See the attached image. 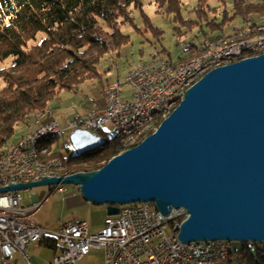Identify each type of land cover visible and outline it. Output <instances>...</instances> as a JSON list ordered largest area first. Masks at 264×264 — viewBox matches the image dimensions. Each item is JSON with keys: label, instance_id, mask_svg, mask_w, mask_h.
I'll return each instance as SVG.
<instances>
[{"label": "water", "instance_id": "95a60500", "mask_svg": "<svg viewBox=\"0 0 264 264\" xmlns=\"http://www.w3.org/2000/svg\"><path fill=\"white\" fill-rule=\"evenodd\" d=\"M70 141L76 153L104 143L79 129ZM59 184L108 216L150 202L163 216L178 210L184 244L264 243V53L209 70L153 133L101 168L11 181L0 194Z\"/></svg>", "mask_w": 264, "mask_h": 264}, {"label": "built area", "instance_id": "2783aa9c", "mask_svg": "<svg viewBox=\"0 0 264 264\" xmlns=\"http://www.w3.org/2000/svg\"><path fill=\"white\" fill-rule=\"evenodd\" d=\"M256 26L247 23L246 28L233 33L247 37L249 32H255ZM258 35L259 42L235 47L225 45L222 38L216 42L205 41L211 43V51H207V57L198 69L187 72H178V63L167 65V60L154 56L149 64L158 63L162 77L147 74V65L131 68L123 79L114 80L104 87V109L84 116L77 115L69 122L68 129L92 130L96 137L117 132L115 140L119 142L120 137L133 133L138 124L148 120L152 112L165 110L166 115L173 109L175 99L182 98V88H187L195 76L262 51L264 34ZM182 46L185 48V44ZM124 89L131 92V100L121 101ZM105 123H111L109 131L103 127ZM48 130L63 132L58 123L52 120L24 134L13 147H9V153L0 160V186L11 181L26 183L43 177L35 174L23 176V169L30 167L28 162H22V155H28L32 138ZM60 162L58 159L57 166H60ZM9 169H18L15 179L5 178V171ZM47 176L51 177V172ZM58 190L62 192L65 188L61 185ZM40 204L35 202L30 208H24L20 191L0 194V251L5 261L19 254L27 264H31L26 256L27 247L41 241L46 233V229L30 214ZM181 219L178 210H171L168 216H163L150 202L119 207L118 215L108 216L98 233H90L85 221H70L54 232L61 254L53 258L52 264H76L92 248L99 246L105 250L106 264H223L228 259L232 252V245L228 241L180 242L173 229Z\"/></svg>", "mask_w": 264, "mask_h": 264}, {"label": "trees", "instance_id": "16d2710c", "mask_svg": "<svg viewBox=\"0 0 264 264\" xmlns=\"http://www.w3.org/2000/svg\"><path fill=\"white\" fill-rule=\"evenodd\" d=\"M137 1L0 0V154L11 144L16 126L29 125L31 118L44 113L55 94L75 89L98 75L100 59L127 42L119 25L132 19ZM152 1L158 9L166 8L180 16L181 0ZM229 2L233 14L245 23L264 25V0ZM205 4L206 0H198L194 8L198 17L188 22L204 34V26L211 31L220 27L216 17L207 18L202 9ZM208 9L216 12L215 8ZM38 34H42L40 38ZM175 35L178 40L180 29ZM51 140L41 142L40 149L48 148L43 158L59 159L67 173L99 169L124 151L117 140L106 139L95 150L63 158ZM240 254L236 264H264V247L258 244L251 249L244 244ZM229 259L227 262H232Z\"/></svg>", "mask_w": 264, "mask_h": 264}, {"label": "rangeland", "instance_id": "374dc122", "mask_svg": "<svg viewBox=\"0 0 264 264\" xmlns=\"http://www.w3.org/2000/svg\"><path fill=\"white\" fill-rule=\"evenodd\" d=\"M181 1L182 8L179 17L176 13L169 12L166 8L158 9L152 0L137 1L136 6L131 13L132 19L119 25L122 35L128 37L127 42L123 43L118 50L107 52L100 59L97 66V76L87 79L75 89L62 90L55 94L48 103V110L46 109L44 113L38 114V117L42 119V124L56 120L63 129V133L60 136L51 140L53 149H57L62 154L63 158H67L76 152L70 141V135L73 130L68 129L69 122L76 118L77 115L84 116L89 113H97V111H100L105 107L106 103L103 90L108 82L118 78L123 79L130 68H134L140 63H147L153 59L154 56H159L165 60L178 63L179 58H182L183 61H185V59L187 60L192 57L190 55L195 53L198 54V50L205 40L210 42L217 41L223 36H229L226 34L231 35L235 30H241L247 27V23L233 14L230 7V0H206L205 7L202 9L206 11L208 19L216 17V22L220 24V27L211 31L207 26H204V31L206 32L204 34L199 27H190V23H188L189 20H195L198 17L194 11V8L198 5V0ZM259 1L261 0H249V2L255 3ZM208 8H215L216 12L211 11ZM178 28L181 31V35L178 40H176L177 37L175 33L179 30ZM41 35L42 34H38V37L40 38ZM183 43L187 45L190 50H185L182 46ZM189 45L193 46L189 48ZM2 86L3 82L0 81V88ZM126 100H131V94L130 91L127 92V90H124L121 95V101ZM38 125L40 124L35 123L34 118H31L29 125H17L10 142H17L21 136L31 132L30 130ZM103 127L106 131H109L112 128V125L111 123H105ZM69 174L73 173H67L66 175ZM61 185L62 184L39 186L22 190L21 193L30 190H41L42 196L49 194L50 198L51 196L58 194L56 190ZM62 186L67 188V194H69L70 190L74 188V185ZM51 188H53V191L50 192ZM46 197L47 196H45V199ZM92 206L95 209H106V206ZM53 207L56 212L59 211V206L56 203H54ZM244 244H248L250 249L254 244H258L259 248L264 247V243L232 242V255H229L232 262H227L229 259L228 257L223 264L238 263V258L242 257L240 253ZM101 252L100 255H103V264H106L104 248L101 249ZM78 264H102V262L101 260L99 261L97 257H89L88 259L78 262Z\"/></svg>", "mask_w": 264, "mask_h": 264}, {"label": "crops", "instance_id": "0c3cea01", "mask_svg": "<svg viewBox=\"0 0 264 264\" xmlns=\"http://www.w3.org/2000/svg\"><path fill=\"white\" fill-rule=\"evenodd\" d=\"M226 35H230V34H226ZM211 42H216V41H211ZM191 46L193 45H189V48H191ZM185 50H190L188 49L187 45H185ZM195 54H192L190 56H194ZM181 61H183V59L179 58V63ZM171 62L178 63L175 61H171ZM127 92L129 91L127 90ZM34 121L35 123H37L38 121L39 124H42L41 123L42 119L39 118L38 115L34 117ZM38 126H36L34 129H31L30 131L35 130ZM64 188L65 190L62 192L57 189L56 191L58 194L51 196L50 198H49V194L45 195L47 196L46 199L45 196H42L41 190L40 191L30 190V191H24L22 193L20 191L21 204L24 208H30L31 206H33L35 202H41L39 208L32 211L30 214L32 218L39 225L43 226L46 229L45 236L41 241L29 244L27 247L26 256L31 264H52L53 258L61 254V249L59 247L60 245L57 243V240L54 236V232H56L58 228L63 224H66L70 221H85L88 224L89 232L97 233L102 229L104 225V220L108 217L105 208L95 209L91 204H88L86 201H84L82 197L79 195V192L77 191V188L75 186L70 190L69 194H67L68 192L67 188L66 187ZM51 191H53V188L50 189V192ZM54 203H56L59 206L58 212H56L53 207ZM101 249H103L102 246L98 248H92L90 252L86 256L78 260L76 264H78V262H81L84 259H88L89 257H97L98 260L99 261L101 260L103 264V255L102 254H101L102 256L100 255V253H102ZM0 264H27V263L24 260V258L19 254H14L10 261H5L0 252Z\"/></svg>", "mask_w": 264, "mask_h": 264}, {"label": "bare ground", "instance_id": "6f19581e", "mask_svg": "<svg viewBox=\"0 0 264 264\" xmlns=\"http://www.w3.org/2000/svg\"><path fill=\"white\" fill-rule=\"evenodd\" d=\"M248 23H252V22L249 21ZM258 34H264V26H256L255 32H249V34H247V37H242L241 33H233L229 36H223L222 41H224L225 45H227L228 47H235L238 45H250L252 43L259 42ZM207 51H211V43H202L198 50V54L196 56L177 64V71L187 72L189 69H198L200 67L201 62H203L204 58L207 57ZM262 53H264V49L262 51H259V53H257L256 55H247L246 57L257 56ZM241 59L243 58H240V60ZM138 65H147V74H155V77H162V70H158V63L149 64L148 61L147 63H140ZM167 65H175V63H172L171 61L167 60ZM204 74L205 73H203L202 75L195 76V78L191 80L187 88L190 87L199 78H201ZM187 88H182V96ZM124 90L122 91V93L124 92ZM180 99L181 98L175 99V102L173 104V109L176 107ZM173 109H171L168 113H166V115H165V110H157L156 112H152L148 120H144L141 124H138L135 127L133 133H126L123 137H120L119 143L124 149V151L138 145L146 136L154 132L157 126L159 125V120L167 116ZM37 123L39 122L37 121ZM79 130H83V129H79ZM85 131H88L93 136H96L95 132L92 130H85ZM62 133H63L62 131H58V130L42 131L41 133H38L34 138L31 139V144L28 147V155H22V162H28V167H30V169H23V176H30V174H35L37 176H47L49 172H51V177H60L67 174V170L64 164L62 163V161L60 162V166H57L58 159L43 158V156L48 154V148L47 151L46 148L40 149V145L42 141L56 138L60 136ZM101 138H103L104 140L117 139V132H110V134H105V136ZM15 143L9 144L2 151V153L0 154V160L3 159L6 156V154L9 153V147H13ZM17 176H18V169H9L8 171H5V178L7 179H15ZM0 177H1V169H0Z\"/></svg>", "mask_w": 264, "mask_h": 264}]
</instances>
